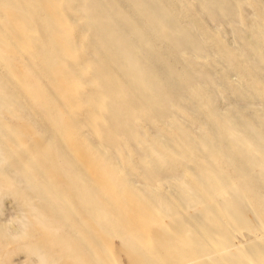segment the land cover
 I'll list each match as a JSON object with an SVG mask.
<instances>
[{"label":"rangeland","instance_id":"obj_1","mask_svg":"<svg viewBox=\"0 0 264 264\" xmlns=\"http://www.w3.org/2000/svg\"><path fill=\"white\" fill-rule=\"evenodd\" d=\"M36 1L41 4V7L35 4ZM56 1L59 7V9L56 7L58 9L56 17L60 21L59 31L67 36V42L71 48L69 47V51L57 53L58 55L52 58L55 59L54 61L47 62L46 51L43 48H46L48 44L46 39L50 29L45 24L46 14L44 13L48 8L44 0H0V126L2 124L4 126L0 127V264H42L43 262V264H189L186 259L192 258L194 250L200 249V246L189 243L190 240L193 242V239L203 237L214 240L212 244L214 247L207 253L210 256L207 264H217L216 260L221 252L216 254L215 249L221 247V244L227 251H235V248H230V245L245 240L247 235L260 237L261 243H264V199H260L254 190L258 183L257 179L264 176V149L260 146L249 148L248 146L251 145L249 143H252L254 139L257 141L260 139L243 136V132L239 142L240 138L236 139L234 133L237 132H233V126L220 121L216 114V109L219 114L230 113L231 107L227 106L233 104L264 105V93L259 96L255 94L258 90L260 94L264 91V68L251 59L250 47L247 43L257 15H264V0H231L229 10L224 12L223 8L220 16L215 15V9L221 5L218 0L204 2L179 0V5H174L172 8L176 12L175 20L187 26L186 30H192V33L197 34L196 36L194 33L193 37L195 36V42L199 45L197 47L204 48L203 52L198 53L194 48L189 49L186 46L187 50L182 49L179 50L180 52L173 50L150 52V55L154 59L157 56L161 60V65L163 64L172 73L176 72L178 78L184 79L188 75L194 83L184 84L185 86L179 87L176 91L172 89L176 92L175 95L165 94L166 86L160 88L158 91L163 92L161 94L164 95L162 96L164 99L158 92L157 105L151 103L148 105L150 107H146L141 104L131 113L132 131L128 132L127 136L126 131L120 128L115 132L100 131L103 127L101 121L95 123L97 130L90 127L88 121L92 117L91 112L94 108L91 98L99 93L100 88L89 67L93 58L91 48L88 47L90 38L85 36L83 40V37L80 38L78 35L83 20L80 21L79 12L76 13L74 7H78L82 1ZM114 1L120 2L116 6L125 14L129 17L133 16L134 9L130 6V0H123L124 3L121 0ZM125 1L132 8H129ZM122 4L125 5L121 7ZM74 19H76V25L71 23ZM32 32L36 34L35 39ZM163 42L159 41L157 47L166 44V40ZM80 47L83 49H79ZM188 49L194 51L189 53ZM233 51L240 53L241 58L237 52ZM61 56L59 61L56 60ZM151 65L152 63L148 66ZM108 66L111 74L122 84L121 87L127 93L126 96H133L134 93L129 92L124 86L125 77L122 78V73L115 64ZM248 68L250 70H247ZM250 72L253 73L251 77ZM254 74L260 78H256ZM248 75L250 78L247 77ZM227 76L230 81L226 80ZM253 76L258 80L252 79ZM5 77L7 79L12 77L9 80L15 82L12 83ZM46 82L47 85L43 84ZM244 84L248 85L249 89H246L248 86ZM196 92H201V97L206 94V98L203 97L205 101L203 98L201 100L193 98L192 95ZM215 105L218 107L214 108ZM226 107L229 110L226 111ZM206 108H211L210 113L213 112V115ZM251 112L253 111L247 113L251 115ZM263 112L260 113L258 110L257 114L260 113L259 116L262 117ZM165 115L170 117L166 118ZM214 115L216 117H213ZM209 117L213 118V123H216L220 130L219 134L224 133V137L212 135L205 138L200 135L199 128L203 126L202 123L212 122ZM215 118L218 120L216 121ZM246 128L252 132L257 130L249 122L246 123ZM198 130L199 133H197ZM12 135L15 139L11 137ZM200 136L203 137L202 140L205 138V141H201ZM195 139L198 140L197 143ZM236 143L240 150L232 151V145ZM35 146L40 149H36ZM196 146L203 149L195 148ZM229 146H232V149ZM226 148L227 153H225ZM161 150L162 152H159ZM181 150L184 151L181 152ZM183 152L186 154L184 155ZM220 154L226 157L227 162ZM26 156L29 159L32 158L31 162L27 161L29 159ZM191 156L192 158L195 156V159H191ZM154 157L160 161H158L159 165ZM180 157L184 159L178 160ZM206 157L209 159L206 160ZM237 159L243 162H238ZM173 160L176 164H173ZM200 160L208 166L203 165V161L201 164ZM185 162L189 164L188 167L183 166ZM192 162L199 163L196 165L201 166L202 169ZM155 164L156 167L153 168ZM21 165L24 166L22 170ZM210 165L214 167L217 174ZM46 166L48 168H45ZM161 169L164 172H161ZM189 170H193L194 173ZM246 170H249V173H246ZM182 171H187L189 174L185 175L187 172L184 174ZM206 171L209 176L205 174ZM236 171L243 172L244 175H239ZM157 172L161 173L160 175L164 174L159 176ZM196 172L198 178L195 177ZM218 172H220L219 175ZM144 175L147 177H145L147 182L144 181L146 180L143 178ZM140 176L142 179H137ZM157 177L161 180L156 181ZM187 179L189 184L192 182V186L187 183ZM225 180L226 182H223ZM140 181H144L145 184ZM228 182L231 183L227 184ZM198 183L199 185H196ZM172 186L175 187L172 188ZM41 193L43 197L38 196ZM190 193H193L194 198ZM165 195L175 201L176 206L172 201L170 202V199L166 202L168 197ZM58 196L63 199L62 202ZM202 196L206 198V201ZM65 202L68 207L65 206ZM60 203H63V207ZM194 205L197 209H206V213L201 219L203 222L200 221L197 224V232L192 231L187 237L189 245H185L181 250L157 245L152 238L145 235L150 229L164 224H167V231L170 228L191 231V228L194 229V215L191 211ZM44 208L48 209L44 212ZM178 208L179 211L176 210ZM184 210L188 211L184 212ZM37 214L41 219L37 217ZM205 219L210 223L208 221L207 223ZM162 233L164 236L168 235L165 232ZM260 252L264 255L263 251ZM256 253L246 255L241 260H245V264H256L251 259V256ZM262 258L263 256L257 262L264 264V258Z\"/></svg>","mask_w":264,"mask_h":264},{"label":"bare ground","instance_id":"obj_2","mask_svg":"<svg viewBox=\"0 0 264 264\" xmlns=\"http://www.w3.org/2000/svg\"><path fill=\"white\" fill-rule=\"evenodd\" d=\"M82 1V4L78 7H74L76 9V13L79 12V17H80V21L81 19L83 20V25L81 24L80 26L81 29L79 30V37H83L82 39L84 40V37L86 36H89L90 40L88 42V47L91 48V55H92V62L90 64V69L93 71V77L95 79V81H97L96 83L99 84V93H96L94 95L93 98H91V102H92V106H94L92 112H91V115L92 117H90L88 123L90 124V127L93 128L94 130H97L96 126H95V123H97V121H101L102 122V125L103 127H101L100 131H103V132H115L117 129L118 130H122V131H126L127 134H125L126 136L129 135L128 132H131L132 131V125H131V113L138 109L139 108V105H143V106H146V107H150L148 106L149 104L153 103V104H156L158 103V92H159V96L161 93L160 91H158L160 88H165L166 86V93L165 94H169V95H175L176 94V90L179 89V87L183 86L184 84H189L191 85L192 83H194V81L191 79L190 76H186L184 79H181V78H178L176 72L172 73L170 72L169 70H167L163 64L161 65V60L158 59L157 56H155V59L150 55V52H170V51H174V52H180L179 50H182V49H186L187 50V47L190 49V48H194L196 52H203L202 49L204 48H201V47H197V43L195 42V39L193 37V34L195 33H192V30H186L185 25L183 24H179V22H177L175 19L177 18L176 17V12L175 10H173V6L174 5H179V0H130V3L133 7V16L132 17H129L127 14H125L121 9H119L116 4H120V2L118 3H115L114 0H80ZM79 1V2H80ZM123 1V0H121ZM128 1V0H127ZM202 2H204L205 0H201ZM210 1V0H208ZM207 1V2H208ZM37 2V3H36ZM35 4L38 6V7H41V4L36 1ZM57 2L56 0H44V4L45 6L48 8L46 11V14L45 15V24L48 25L50 31L48 33V38L46 39L47 40V46L46 48H43L45 49V53H46V59H47V62H51L50 60H53L52 58H54L56 55H58L57 53L59 52H64V51H69L70 50V46H69V43L67 42V36L62 33L61 31H59V19L57 16V10L59 9V7H57ZM117 2V1H116ZM219 2V5L220 7L216 8L215 9V15H221L223 13V8H224V12H227L229 10V5L231 4V0H218ZM71 3V2H70ZM74 3V2H73ZM122 3V2H121ZM124 3V1H123ZM128 3V2H127ZM211 3V2H210ZM22 4V2H21ZM43 4V5H44ZM61 4V3H59ZM125 4H126V1H125ZM124 4V5H125ZM71 5H74V4H71ZM70 5V6H71ZM76 5V4H75ZM122 4L121 7L124 6ZM127 6H129L128 4H126ZM233 5V4H232ZM69 6V7H70ZM129 8H132L130 7ZM216 6V5H215ZM58 9H57V8ZM199 7V6H198ZM214 7V6H213ZM234 7V6H233ZM71 8V7H70ZM73 8V9H74ZM66 9V8H65ZM64 9V11H66ZM128 9V8H127ZM232 9H235V8H232ZM61 10L63 11V6L61 8ZM125 11V10H124ZM59 12V11H58ZM132 12V11H131ZM236 12V11H235ZM234 12V13H235ZM59 14V13H58ZM68 16V14H67ZM69 16H73V15H70ZM235 16V15H234ZM77 17V16H76ZM67 18V17H66ZM73 18V17H72ZM70 18V19H72ZM211 18V17H210ZM233 18V17H232ZM63 19V18H62ZM219 19V18H218ZM75 20H72L71 23L72 25H76L75 23ZM78 20V19H77ZM218 21V20H217ZM79 22V20H78ZM77 22V23H78ZM185 22V21H184ZM80 23V22H79ZM78 23V24H79ZM79 26V27H80ZM44 29V28H43ZM78 30V29H77ZM5 31V30H4ZM3 32V31H2ZM29 33V32H28ZM4 34H7V33H4ZM32 36L36 37V34L32 32ZM47 35V34H46ZM195 35L197 36V34L195 33ZM205 36H206V33H205ZM218 36V35H217ZM8 38V37H7ZM10 38V37H9ZM32 38V37H31ZM38 38V37H37ZM36 38V39H37ZM201 38V37H200ZM1 39V38H0ZM33 39V40H34ZM197 40H199L197 37H196ZM203 39V38H202ZM9 40V39H8ZM13 40V39H12ZM32 40V42H33ZM166 40V44L164 43ZM216 40V39H215ZM222 39H220L221 41ZM38 41V40H37ZM159 41H164L162 47L158 46L157 47V43ZM218 41H219V38H218ZM13 42V41H12ZM11 42V43H12ZM35 42V41H34ZM194 42V43H193ZM6 43V42H4ZM45 43V42H44ZM199 43V42H198ZM221 43V42H220ZM249 47H250V52H251V59L254 61V63L256 64H259V66L263 67L264 68V54L262 52H264V15L263 14H258L256 19H255V24L252 28V33L250 35V38L249 40L247 41ZM14 44V43H12ZM81 43H79L80 45ZM201 44V43H200ZM222 44V43H221ZM15 45V44H14ZM19 45V44H18ZM38 45V43H37ZM21 46V45H19ZM82 46V44H81ZM187 46V47H186ZM199 46V45H198ZM202 46V45H200ZM17 47V46H16ZM15 47V48H16ZM70 47V48H69ZM203 47V46H202ZM86 48V46L84 47ZM223 48V47H222ZM225 48V47H224ZM223 48V49H224ZM17 49V48H16ZM79 49H83V48H79ZM78 49V50H79ZM188 49L189 53L193 50L191 49V51ZM29 50V49H28ZM237 50V49H236ZM194 51V50H193ZM206 51V49H205ZM229 52V50H227ZM238 51V50H237ZM237 51H233V52H237ZM231 52V51H230ZM81 53V52H80ZM44 54V53H43ZM236 54V53H235ZM238 56L241 58V56L239 55L240 53H238ZM45 55V54H44ZM234 55V54H232ZM231 55V56H232ZM64 56V55H63ZM237 56V55H236ZM237 56V58H238ZM62 58L59 57L57 58L56 60H60ZM225 58V56H224ZM244 58V57H243ZM242 58V60H243ZM248 58V57H247ZM239 59V58H238ZM55 60V59H54ZM53 60V61H54ZM241 61V60H240ZM243 62V61H242ZM240 62V63H242ZM248 62V61H246ZM45 63V62H44ZM69 63V61H68ZM82 63V62H81ZM150 63H152L151 66H148ZM1 64V63H0ZM71 64V63H70ZM114 65L115 64V67L118 68V70L122 73V78L125 77V84L124 86H126L128 88V91H132L134 93L133 96H126V92L123 91L122 89V84L119 82L118 78H116L114 75L111 74V69L108 65ZM38 65V64H37ZM36 65V66H37ZM67 65V64H66ZM69 65V64H68ZM246 65V64H245ZM249 65V64H248ZM253 65V64H252ZM50 66V65H49ZM225 66V65H224ZM67 67V66H66ZM88 67V65H87ZM114 67V68H115ZM244 67V66H242ZM247 67V66H246ZM253 67V66H252ZM239 68V67H238ZM3 69V68H2ZM34 69V68H33ZM49 69V68H48ZM237 69V68H236ZM253 69V68H252ZM60 70V69H59ZM226 70H227V67H226ZM246 70V69H245ZM247 70H250V68H248ZM242 71V70H240ZM254 71V70H253ZM5 72V70H4ZM36 72V71H35ZM228 70H227V74H228ZM246 72V71H245ZM256 72V71H255ZM2 73H3V70H2ZM6 73V72H5ZM37 73V72H36ZM244 73V71H243ZM38 74V73H37ZM225 74V73H224ZM225 74V75H227ZM241 74V73H240ZM259 74V73H258ZM2 75V74H1ZM7 75V74H5ZM4 75V76H5ZM222 75V74H221ZM239 74H237L238 76ZM247 75V74H246ZM253 75V73L250 72V77ZM260 75V74H259ZM8 76V75H7ZM230 76V74L228 75ZM228 76L226 77L227 81H230L228 80ZM244 76V75H243ZM254 76L256 78H260L259 76L257 77L256 74H254ZM253 76L252 79H254L255 77ZM58 77V76H57ZM249 77V75L247 76ZM249 77V78H250ZM2 78V76H1ZM6 78V77H5ZM9 78H12V77H9ZM9 78L6 80H9ZM39 78V77H38ZM225 78V77H224ZM230 78V77H229ZM241 78V77H240ZM249 78H246V80H248ZM255 78V79H256ZM256 79V80H258ZM4 80V79H3ZM204 81V79H202ZM207 80V79H206ZM243 80V79H241ZM250 80V79H249ZM262 80V79H261ZM260 80V81H261ZM10 82H12L11 80H9ZM42 81V80H41ZM88 81V80H87ZM90 81V80H89ZM225 81V80H224ZM235 81H238V80H235ZM240 81V80H239ZM244 81V80H243ZM252 81V80H251ZM5 82V81H4ZM15 81H13L12 83H14ZM37 82V80L35 81ZM45 82V81H43ZM263 82V81H262ZM124 83V82H123ZM203 83V82H202ZM208 83V82H207ZM210 83V82H209ZM208 83V84H209ZM225 84H228L226 82H224ZM223 83V84H224ZM241 83V81H240ZM261 83V82H260ZM40 84V82H39ZM45 85H47V82L46 83H43ZM197 84V83H195ZM224 84V85H225ZM236 84V83H235ZM247 84V83H246ZM244 84V85H246ZM250 84H252V82H250ZM259 84V83H257ZM8 86H10L9 84H7ZM222 85V84H221ZM231 85V84H230ZM185 86V85H184ZM226 86V85H225ZM239 86V85H238ZM248 86V85H246ZM251 86V85H250ZM17 87V86H16ZM187 87V86H186ZM189 87V86H188ZM193 87V86H192ZM205 87V86H204ZM244 87V86H243ZM10 88V87H9ZM225 88V87H224ZM172 89H175V91H172ZM246 89H249V86L246 88ZM252 89H254V86H252ZM257 89V87H256ZM50 90V89H49ZM227 90V89H226ZM230 90V89H229ZM263 90V89H262ZM261 90V91H262ZM10 91V89H9ZM8 91V92H9ZM20 91V90H19ZM60 91V90H59ZM71 91V90H70ZM253 91V90H252ZM7 92V93H8ZM18 91H16L17 93ZM50 92V91H49ZM52 92V91H51ZM227 92V91H226ZM243 92V91H242ZM15 93V94H16ZM25 93V92H24ZM255 93V92H254ZM261 92H259V90L255 93L256 96H259V95H263L264 91L262 92V94H260ZM19 94H22L23 93H19ZM232 94V92H231ZM254 94V95H255ZM21 95V97H22ZM168 95V97H169ZM206 95V94H205ZM204 95V96H205ZM164 96L163 94H161V97ZM166 96V95H165ZM193 98H200V100L204 97H201V92H196L194 93L193 95ZM210 96V95H209ZM18 97V96H16ZM23 98V97H22ZM21 98V99H22ZM163 98V97H162ZM180 98V97H179ZM206 98V96H205ZM216 98V96H215ZM213 97V99H215ZM228 98V97H227ZM255 98V97H254ZM164 99V98H163ZM166 99V98H165ZM180 99H184V98H180ZM208 99V98H207ZM221 99V98H219ZM257 99V98H256ZM179 100V99H178ZM223 100V99H221ZM260 100V99H259ZM162 101V99H161ZM160 101V103H161ZM174 101V100H173ZM180 101V100H179ZM199 101V100H198ZM203 101L204 98H203ZM218 101V100H217ZM240 101V100H239ZM246 101V100H245ZM249 101V100H248ZM27 102V101H26ZM29 102V101H28ZM169 102V101H168ZM167 102V103H168ZM177 102V101H175ZM225 102V101H224ZM22 103V102H21ZM181 103V102H180ZM196 103V101H195ZM219 102H217L218 104ZM228 103V102H227ZM233 103V102H232ZM239 103V102H238ZM245 103V102H244ZM255 103V102H254ZM30 104V102H29ZM170 104V102H169ZM178 104V103H176ZM203 104V103H202ZM214 104V103H213ZM252 104V103H251ZM250 103L249 104H233V105H230V106H227V107H231L230 108V113H226V114H222V113H218V109H216V114H218L217 118H219V120L222 122L225 121L224 123L226 124L229 123L233 129V132H237V133H234L235 134V137L236 139L240 138V141L241 142V139H242V133L243 132V136H250V138L253 137V139L255 137H258V140L260 139V141H257V140H253L250 139L252 141V143H249L251 144L250 146H248L249 148H257V147H262L264 149V114L261 116H259V114L261 113V111H264V105H261V106H256L255 104L251 105ZM261 104V103H260ZM25 105V104H24ZM172 105V103H171ZM199 105V103H198ZM212 105V104H211ZM201 106V104H200ZM204 106V105H202ZM210 106V105H209ZM216 106L218 107V105H215L214 108H216ZM225 106V105H224ZM223 106V107H224ZM199 107V106H198ZM222 107V108H223ZM226 107V108H227ZM202 108V107H201ZM200 108V109H201ZM207 110L209 108H206ZM211 109V108H210ZM208 110L209 113L212 111V110ZM213 109V107H212ZM34 110H36L34 108ZM215 110V109H214ZM222 110V109H221ZM224 110V109H223ZM226 111L229 110L228 108L225 109ZM258 113L257 114V112ZM167 111V110H166ZM203 111V109H202ZM249 111H253L251 112V115H249L247 112ZM31 112V111H29ZM154 112V111H153ZM164 112V111H163ZM205 112V111H204ZM151 113V112H150ZM155 113V112H154ZM153 113V114H154ZM213 113V112H212ZM210 113V114H212ZM223 113H225V111H223ZM264 113V112H263ZM13 114V113H12ZM37 114H38V110H37ZM36 114V115H37ZM152 114V115H153ZM207 114V113H205ZM204 114V115H205ZM248 114V115H247ZM254 114V116H253ZM32 115H35V114H32ZM151 115V117H153ZM157 115V114H156ZM171 116H173L172 114H170ZM199 115V114H198ZM213 115V114H212ZM41 115L39 114V117ZM155 116V114H154ZM166 116V115H165ZM168 116V115H167ZM166 118H169L167 117ZM197 116V115H196ZM209 116V115H208ZM249 116V117H248ZM158 117H161V116H158ZM213 117H216V115H214ZM247 117V118H246ZM210 118V117H209ZM217 118L216 121L218 120ZM250 118V119H249ZM35 119V118H34ZM42 119V118H41ZM149 119V118H148ZM204 119V118H203ZM211 121L213 118H210ZM214 119V120H215ZM82 120V119H81ZM147 120V119H146ZM207 120V119H206ZM209 120V119H208ZM149 121V120H148ZM44 122L45 119H44ZM200 122V121H199ZM202 122V121H201ZM200 122V123H201ZM204 122V121H203ZM207 123H202V127L200 126V131L198 130L195 131L197 133L200 132V135H202L203 137L205 138H208L212 135H224L219 134L218 130V125L215 123L210 122V121H207ZM250 123L253 128L256 130L255 132H252L249 131L247 128H246V123ZM135 123V122H134ZM219 123V122H218ZM46 125V124H44ZM136 125V124H135ZM134 125V126H135ZM223 125V124H222ZM221 126V124H220ZM227 128H228V125H226ZM0 127H4L3 124L2 126ZM47 127V126H45ZM51 127V126H50ZM223 127V126H222ZM120 128V129H119ZM196 128V127H195ZM224 129V127H223ZM5 130V129H3ZM29 130V129H28ZM31 131V129L29 130ZM136 131V130H135ZM156 131V130H155ZM11 132V131H10ZM9 132V133H10ZM50 132V131H49ZM179 132V131H178ZM223 132V131H222ZM3 133V131H2ZM8 133V131H7ZM138 133V132H137ZM141 133V132H140ZM152 133V132H151ZM150 133V134H151ZM6 134V133H5ZM149 134V135H150ZM228 134V133H227ZM16 135V134H14ZM14 135H12L11 137H13ZM52 135V134H51ZM162 135V134H161ZM189 135V134H188ZM17 136V135H16ZM49 136V135H48ZM58 136V135H57ZM167 136V135H166ZM202 136L201 137V141H205V138L204 140H202ZM20 137V136H19ZM50 137V136H49ZM54 137V136H53ZM219 137V136H218ZM217 137V138H218ZM224 137V136H223ZM222 137V138H223ZM14 138V137H13ZM18 138V136H17ZM58 138V137H57ZM154 138V137H153ZM166 138V137H165ZM169 138V137H168ZM221 139V137H219ZM234 138V137H233ZM15 139V138H14ZM12 139V140H14ZM22 139V138H21ZM42 139V138H40ZM52 139V138H51ZM54 139V138H53ZM52 139V140H53ZM188 139H190V135L188 137ZM216 139V138H215ZM225 138H223L224 140ZM235 139V140H236ZM20 140V139H19ZM46 140V139H45ZM57 140V139H56ZM167 140V139H165ZM164 140V141H165ZM175 140V139H174ZM197 139H195L196 141ZM222 140V139H221ZM226 140V139H225ZM34 141V140H33ZM41 141V140H40ZM119 141V140H118ZM121 141V140H120ZM178 141V140H177ZM210 141V140H209ZM230 141V140H229ZM16 142H19V141H16ZM30 142V141H29ZM28 142V143H29ZM38 142V141H37ZM43 142V141H42ZM46 142V141H45ZM53 142V141H52ZM167 142V141H165ZM164 142V143H165ZM198 142V140L196 141V143ZM211 142V141H210ZM217 142V141H216ZM222 142V141H220ZM122 143V142H121ZM177 143V142H176ZM36 144V143H35ZM114 144V143H113ZM116 144V143H115ZM166 144V143H165ZM180 145V143H177ZM227 144V142H226ZM231 144V143H230ZM3 145V144H2ZM17 145V144H16ZM20 145V144H18ZM17 145V146H18ZM197 145V144H196ZM24 146V145H22ZM40 146V145H39ZM44 146V145H43ZM111 146H112V143H111ZM114 146V145H113ZM178 146V145H177ZM181 146V145H180ZM194 146V145H193ZM232 146H233V149H232ZM230 148L232 149V151H239L240 149H238V146H237V143L232 145ZM21 147V146H20ZM37 146H35L36 148ZM160 147V146H159ZM217 147V145H216ZM221 147V146H220ZM227 147V146H225ZM228 147V149H230ZM32 148V147H31ZM41 148V146H40ZM40 148H36V149H40ZM134 148V147H133ZM182 148V147H181ZM193 148V147H191ZM195 148H198L197 146ZM213 148V147H212ZM157 149V148H156ZM174 149V148H173ZM198 149H203V148H198ZM214 149V148H213ZM221 149H223L221 147ZM230 149V150H231ZM261 149V148H260ZM125 150V149H124ZM185 150V149H184ZM184 150H181L184 151ZM192 150V149H190ZM194 150V149H193ZM192 150V151H193ZM197 150V149H196ZM195 150V151H196ZM215 150V149H214ZM227 148L225 149V153L226 152ZM10 151V150H9ZM8 151V152H9ZM113 151V149L111 150ZM158 151V150H156ZM194 151V152H195ZM199 151V150H198ZM219 151V150H217ZM216 151V152H217ZM251 151V149H250ZM7 152V153H8ZM21 152V151H20ZM29 152L31 153L30 149H29ZM33 152V151H32ZM35 152V151H34ZM125 152V151H124ZM159 152H162L159 151ZM179 151V153H181ZM189 152V151H188ZM186 151V153H188ZM205 152V151H204ZM215 152V151H214ZM242 152V151H241ZM48 153V152H47ZM185 153V154H186ZM190 153V152H189ZM188 153V154H189ZM196 153V152H195ZM200 154V152H198ZM218 153V152H217ZM148 154V153H147ZM162 154V153H161ZM184 154V152H183ZM184 154V155H185ZM193 154V153H191ZM202 154V153H201ZM206 154V152H205ZM229 155L231 154H234V152H231L228 153ZM47 155V154H46ZM197 155V154H196ZM195 155V156H196ZM219 155V154H218ZM222 155V154H220ZM29 156V155H28ZM130 156V155H128ZM180 156V155H179ZM183 156V155H182ZM181 156V157H182ZM188 156V155H186ZM195 156L193 157L195 159ZM203 156V154H202ZM201 156V157H202ZM205 156V155H204ZM227 156V155H226ZM233 156V155H232ZM27 157V156H26ZM150 157V156H149ZM148 157V158H149ZM153 157V156H152ZM170 157V155H169ZM180 157V159L178 160H183L182 158ZM223 157V155H222ZM228 157V156H227ZM238 157V156H236ZM25 158V156H24ZM191 159L192 156L190 157ZM224 159L226 157H223ZM27 159H29L27 157ZM32 159V158H31ZM31 159L27 160V161H30ZM47 159V157H46ZM131 159V158H130ZM138 159V158H137ZM155 159V157H154ZM209 159L206 157V160ZM153 160V159H151ZM156 160V159H155ZM154 160V161H155ZM204 160V159H203ZM202 160V161H203ZM205 160V161H206ZM226 160V159H225ZM232 160V159H231ZM19 161V160H18ZM148 161V160H147ZM159 160L157 159L156 160V163H158L159 165ZM174 161V160H173ZM172 161V162H173ZM187 161V160H186ZM202 161L200 160L201 164H202ZM209 161V160H208ZM212 161V159H211ZM210 161V162H211ZM238 161V159H237ZM240 162L242 160H239ZM238 161V162H239ZM20 162V161H19ZM31 162V161H30ZM50 162V161H49ZM137 162V161H136ZM175 162V163H174ZM173 164H176V161H174ZM204 162V161H203ZM227 162V160H226ZM243 162V161H242ZM46 163V162H44ZM170 163V162H169ZM192 163H195V162H192ZM229 163V162H228ZM23 164V163H21ZM40 164V163H39ZM42 164V163H41ZM50 164V163H49ZM179 166H180V163H178ZM186 164V165H185ZM185 164L183 166H187L188 167V163L185 162ZM191 164V163H190ZM196 164H199V163H195L194 165ZM212 164V163H211ZM230 164V163H229ZM243 164V163H241ZM17 165V164H16ZM24 165V164H23ZM145 165V164H144ZM182 165V164H181ZM192 165V164H191ZM203 165H207L204 164ZM233 164H231L232 166ZM236 165V164H235ZM25 166V165H24ZM21 165V170L22 168L24 167ZM153 166V165H152ZM174 166V165H173ZM196 166H199V165H196ZM208 166V165H207ZM230 166V167H231ZM234 166V165H233ZM244 166L247 168V166L245 165L244 163ZM112 167V166H111ZM119 167V166H118ZM123 167V165H122ZM143 168H146L144 166H141ZM156 167V164L155 166H153V168ZM177 167V166H176ZM182 167V166H180ZM195 167V166H194ZM193 167V168H194ZM201 169L202 167L199 166ZM199 167H196L197 169ZM210 167L212 169H214L213 166L210 165ZM242 167V166H241ZM264 167V166H263ZM262 167V168H263ZM6 168V167H5ZM44 168V166H43ZM45 168H48L47 166ZM120 168V167H119ZM160 168V167H159ZM162 168V167H161ZM174 168V167H173ZM184 168V167H183ZM192 168V169H193ZM217 169L219 168L218 166L216 167ZM234 168V167H232ZM244 169V167H242ZM157 169V168H156ZM166 169V167H165ZM170 169V167H169ZM168 169V170H169ZM172 169V168H171ZM178 169L180 170V168L178 167ZM190 169V168H189ZM239 169V168H238ZM10 170V169H8ZM13 170V169H12ZM10 170V171H12ZM146 170V169H145ZM174 170V169H173ZM185 170V168H184ZM206 170V169H205ZM237 170V169H236ZM250 170V169H249ZM249 170L247 171L246 170V173L248 172L249 173ZM257 170V169H256ZM255 170V171H256ZM261 170V169H260ZM51 171H53L51 169ZM123 171V170H122ZM160 171V170H159ZM178 171V170H177ZM192 171V173H194V171H196V169L193 171V170H189V172ZM198 171V170H197ZM202 171V170H201ZM220 171V170H219ZM45 172V170L43 171ZM143 172V171H142ZM161 172H164L163 169H161ZM167 171H165L166 173ZM174 172V171H173ZM185 172V171H184ZM182 171V173H184ZM187 172V171H186ZM185 172V173H186ZM204 173V171H202ZM208 171L205 172V174L207 173ZM214 172H215V169H214ZM223 172V171H222ZM238 172V171H236ZM50 173V172H49ZM62 173V172H61ZM158 173V172H157ZM169 173V172H168ZM180 173V172H179ZM178 173V174H179ZM184 173V174H185ZM192 173H190L192 175ZM210 173V172H209ZM239 175L243 174V172H238ZM245 173V172H244ZM63 174V173H62ZM136 174V173H135ZM145 174V173H143ZM159 174V173H158ZM161 174V173H160ZM159 176H162L160 175ZM175 174V173H173ZM177 174V173H176ZM183 174V175H184ZM189 174L188 172L185 174L187 175ZM196 175L198 174L197 172L195 173ZM208 174V173H207ZM206 174V175H207ZM213 175V173H211ZM215 174H217L215 172ZM220 174V172H218V175ZM222 174V173H221ZM49 175V174H48ZM134 175V174H133ZM140 175H142L140 173ZM171 175V174H169ZM194 175V174H193ZM205 175V176H206ZM241 175V176H242ZM64 176V174H63ZM61 176V177H63ZM136 176V175H135ZM139 176V175H138ZM164 176H167V175H164ZM195 176V175H194ZM209 176V175H207ZM206 176V177H207ZM211 176V175H210ZM215 176V175H214ZM221 176V175H220ZM219 176V177H220ZM226 176V174H225ZM65 177V176H64ZM146 175H144L143 178H145ZM152 177V176H151ZM186 177V176H185ZM184 177V178H185ZM190 177V176H188ZM187 177V178H188ZM195 177H199L198 175L195 176ZM224 177V176H223ZM147 178V177H146ZM145 178V179H146ZM150 179V177H148ZM153 178V177H152ZM183 178V177H182ZM215 178V177H214ZM130 179V178H129ZM128 179V180H129ZM133 179V178H132ZM137 179H142V177L140 176V178L138 177ZM156 179V178H155ZM160 179V177L156 179V181ZM210 179V177H209ZM223 179V178H221ZM151 180V179H150ZM150 180H148L150 182ZM161 180V179H160ZM196 180V179H194ZM204 180V178H203ZM227 180V179H226ZM223 181V182H226ZM258 180V183L256 185V187H254V190L256 191V193L258 194V197L260 199H264V176H260ZM66 181V179H65ZM138 181V180H136ZM145 182H147V179L144 180ZM144 181H140V182H143L145 184ZM186 181V180H185ZM188 179H187V183H188ZM148 184H151L149 183ZM153 182V181H151ZM129 183V182H128ZM157 183V182H156ZM154 183V184H156ZM192 183V182H191ZM191 183L189 185H191ZM195 181L193 182V185H194ZM231 182H228L227 184H229ZM153 184V185H154ZM254 184V183H252ZM152 185V184H151ZM169 185V184H167ZM166 185V186H167ZM196 185H199L196 184ZM233 185V184H232ZM155 186V185H154ZM192 186V185H191ZM226 186V185H225ZM95 187V186H94ZM158 187V185H157ZM175 187V186H174ZM172 186V188H174ZM180 187V186H179ZM231 187V186H230ZM238 187V186H237ZM159 188V187H158ZM190 188V186H189ZM192 188V187H191ZM233 188V186H232ZM234 189V188H233ZM175 190V189H174ZM194 190V189H193ZM198 190V189H197ZM201 190V189H200ZM183 191V190H182ZM202 191V190H201ZM231 191V190H230ZM34 192V191H33ZM32 192V194H33ZM179 192V191H178ZM185 193H187L186 191H184ZM203 192V191H202ZM189 193V192H188ZM187 193V194H188ZM195 194V192H193ZM193 193H190V195L192 196ZM228 193V192H227ZM235 193V192H234ZM51 194V193H50ZM72 194V193H71ZM141 194V193H140ZM182 194V193H181ZM224 194V193H223ZM231 194V193H230ZM237 194V192H236ZM241 194V193H240ZM31 195V194H30ZM42 196V193L39 194L38 196ZM168 195V194H167ZM184 195V193L182 194ZM202 195V194H200ZM35 196V195H34ZM40 196V197H41ZM56 196V194H55ZM74 196V195H73ZM166 196V195H165ZM171 196V195H170ZM197 196V195H196ZM199 196V195H198ZM213 196V195H212ZM239 195L237 194V197ZM43 197V196H42ZM59 197V196H58ZM168 197V196H166ZM172 197V196H171ZM176 197V196H175ZM203 197V196H202ZM221 197V196H220ZM223 197V196H222ZM227 197V196H226ZM233 197V196H231ZM31 198V197H30ZM60 198V197H59ZM151 198V197H150ZM193 198H194V195H193ZM241 198V197H239ZM62 199V198H60ZM162 199V198H161ZM164 200H166L164 197H163ZM170 198L168 197L167 201L169 200ZM203 199H205L206 201V198L203 197ZM243 199V198H242ZM73 200V199H72ZM150 200V199H149ZM201 200V199H200ZM209 200V199H207ZM50 201V200H49ZM63 201V199L61 200V202ZM172 200L170 199V202ZM189 201V200H188ZM203 201V200H202ZM211 201V199H210ZM35 202V201H34ZM175 201H172V203H174ZM179 202V201H178ZM212 202V201H211ZM30 203H33V202H30ZM40 203V202H39ZM57 203H58V200H57ZM214 203V201H213ZM17 204V203H15ZM43 204V203H42ZM51 204V203H50ZM61 204V203H60ZM181 204V203H180ZM215 204V203H214ZM37 205V204H36ZM41 205V204H40ZM38 205V206H40ZM52 205V204H51ZM62 207H63V203L61 204ZM68 205V204H67ZM66 205V202H65V206ZM74 205V204H73ZM106 205V204H105ZM109 205V204H108ZM111 205V204H110ZM175 205V203H174ZM174 205H172L174 207ZM183 205V204H182ZM42 206V205H41ZM40 206V207H41ZM75 206V205H74ZM169 206V205H168ZM176 206V205H175ZM68 207V206H67ZM178 207V206H177ZM217 207V206H216ZM191 211H192V214L194 215V219H193V228H191V231L190 230H176V228L174 230H172L171 228L167 231L166 227H167V224H164V225H159V226H156L154 227L153 229H150L149 231L146 232L145 235H147L149 238H152L153 242H156L157 245H160L162 247H166V248H173V249H176V250H181L185 245H189V243H193L194 245H197V246H200V249H197V250H194V256L190 259H186L188 260L189 264H207L209 262V254L208 251H210L212 249V247H214L212 244H213V239H208L207 237H203V238H199V239H193V242L190 240V242L188 243L187 240H188V236L193 232H197L198 228H197V224L201 221V219L204 217L205 213H206V209H203V208H196L195 205L191 207ZM26 209V208H25ZM42 209V208H41ZM48 209V208H44V212L45 210ZM70 210H72L71 208H69ZM210 209V208H209ZM22 210V209H21ZM24 210V208H23ZM50 210V209H49ZM179 211V208L176 209ZM174 210L176 213L178 211ZM48 211V210H47ZM46 211V212H47ZM80 211V210H79ZM182 211V210H180ZM188 210H184V212H187ZM75 212V211H74ZM119 212V211H118ZM216 212V211H215ZM21 213V212H20ZM48 213V212H47ZM179 213V212H178ZM183 213V212H182ZM189 213V212H188ZM29 214V213H28ZM32 214V213H31ZM35 214V213H34ZM60 214V213H59ZM75 214V213H74ZM217 214V213H216ZM221 214V213H220ZM224 214V213H223ZM38 215V214H37ZM183 215V214H182ZM225 215V214H224ZM74 216H77V215H74ZM81 216V215H80ZM37 217L40 218V216L38 215ZM79 217V216H78ZM184 217V216H183ZM218 217V216H217ZM220 217V216H219ZM223 217V216H221ZM119 218V217H118ZM213 218V216H212ZM41 219V218H40ZM200 219V220H199ZM228 219V218H227ZM204 220V219H203ZM48 221V220H47ZM78 221V220H77ZM80 221V220H79ZM205 221L207 222L208 220L205 219ZM204 221V223H205ZM223 221V220H222ZM45 222V220L43 221ZM58 222V221H57ZM168 222V221H166ZM180 222V221H179ZM182 222V221H181ZM203 222V221H201ZM209 222V221H208ZM207 222V223H208ZM226 222V221H225ZM31 223V222H30ZM68 223V222H66ZM121 223V222H120ZM123 223V222H122ZM147 223V222H146ZM170 223V222H169ZM210 223V222H209ZM94 224V223H93ZM125 224V222L123 223ZM202 224V223H201ZM82 225V223H81ZM169 225V224H168ZM226 225V224H225ZM41 226V225H40ZM117 226V225H116ZM119 226V225H118ZM145 226V225H144ZM26 227V226H25ZM32 227V226H31ZM49 227V226H47ZM23 228V227H22ZM207 228V227H206ZM201 229V228H200ZM25 230V229H24ZM229 230V229H228ZM207 231V230H206ZM29 232V231H28ZM162 232H165L167 233L168 235L167 236H164ZM162 233V234H161ZM130 234V232H129ZM141 234V233H140ZM200 234V233H199ZM27 235V234H26ZM128 235V234H126ZM201 235V234H200ZM245 236V235H244ZM111 237V236H110ZM113 237V236H112ZM121 237V236H120ZM119 238V237H118ZM246 239L243 240V241H240L238 243L234 242L230 245V248H235V251H227V249H224L222 247V244H221V247H217V249H215V253L216 254H220V256L218 257V259L216 260V263L217 264H245L246 261L245 260H241L243 258L246 257V255H250V254H253L255 252H257L256 254H254V256H251V259L254 263L256 264H261V263H258L257 261H259L261 259V256H263L264 258V255L262 254V252L260 251H263L264 253V243L260 241L259 238H257L256 236H252V235H247V237H245ZM125 238H123L124 240ZM148 239V238H147ZM146 239V240H147ZM263 240V239H262ZM126 241H129L126 239ZM52 244V243H51ZM98 244V243H97ZM57 249V248H55ZM133 249V248H132ZM33 250V249H32ZM134 250V249H133ZM229 250V249H228ZM92 252H90L91 254ZM139 254V253H138ZM41 256V255H40ZM95 257V256H94ZM38 258V256H37ZM63 258V257H62ZM262 258V259H263ZM40 260V258H38ZM232 259V260H231ZM63 260V259H62ZM231 260V261H230ZM42 261V260H40ZM44 261V259H43ZM44 263V262H43ZM42 263V264H43ZM41 264V263H40ZM251 264V263H249Z\"/></svg>","mask_w":264,"mask_h":264}]
</instances>
